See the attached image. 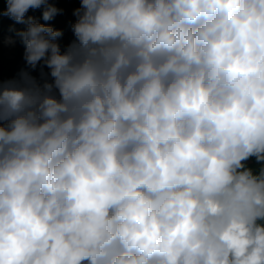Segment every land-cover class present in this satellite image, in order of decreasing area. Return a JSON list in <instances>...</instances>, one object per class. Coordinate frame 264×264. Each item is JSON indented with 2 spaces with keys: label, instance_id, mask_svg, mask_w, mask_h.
<instances>
[{
  "label": "clouds",
  "instance_id": "9594fccd",
  "mask_svg": "<svg viewBox=\"0 0 264 264\" xmlns=\"http://www.w3.org/2000/svg\"><path fill=\"white\" fill-rule=\"evenodd\" d=\"M6 3L0 264H264V0Z\"/></svg>",
  "mask_w": 264,
  "mask_h": 264
},
{
  "label": "trees",
  "instance_id": "16d2710c",
  "mask_svg": "<svg viewBox=\"0 0 264 264\" xmlns=\"http://www.w3.org/2000/svg\"><path fill=\"white\" fill-rule=\"evenodd\" d=\"M49 3L62 10L51 20H43L42 13L44 6L39 9L30 8L26 16H33L39 23L51 26L56 30H61L63 35L57 38V40L63 51L75 40L72 25L77 20L74 11L81 6L80 0H49ZM6 8V0H0V12H3ZM26 27L27 25L18 24L8 16L0 15V81L17 79L22 70L30 71L37 79L41 76L40 65L35 70H32L26 64L24 59L25 46L21 38L16 35V31L11 30H23ZM10 38L14 41L13 44H9ZM43 71L47 73L48 69L44 67Z\"/></svg>",
  "mask_w": 264,
  "mask_h": 264
}]
</instances>
